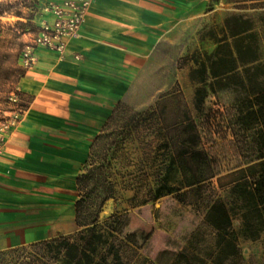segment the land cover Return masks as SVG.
I'll return each mask as SVG.
<instances>
[{
    "label": "rangeland",
    "instance_id": "374dc122",
    "mask_svg": "<svg viewBox=\"0 0 264 264\" xmlns=\"http://www.w3.org/2000/svg\"><path fill=\"white\" fill-rule=\"evenodd\" d=\"M52 1L62 4L64 0H0L20 3L13 14L0 17V138L5 140L29 100L20 97L29 95L18 89L19 70L26 69L27 52L42 22L52 19L47 10ZM205 7H190V20L173 22L169 39L158 51L161 58L155 92L122 104L90 152L95 156L102 151L108 157L109 174L117 191L103 208L99 226L106 228L116 215L136 213L156 227L154 254L171 243L186 249V254L172 264H187V255L195 261L193 256L201 258L200 251L210 246L212 231L204 218L221 197L237 230L241 264H264V232L256 239L245 235L242 211L231 203L230 182H219L253 159L241 155L242 145L230 129V120L236 115L233 106L264 93V0H211ZM18 10L25 18L15 15ZM18 21L27 25L16 26ZM207 116L214 117L212 133L205 126ZM192 121L202 136L194 146L207 149L220 175L186 198L190 203L181 202L176 194L148 199L145 194L150 186H157V166L170 162L171 151L191 144ZM181 124L189 128L183 132ZM203 161V155L197 153L194 162L201 172ZM199 229L203 235L195 236ZM80 230L75 226L72 234L64 236L75 239ZM127 246L123 247L125 264H154L151 256ZM45 255L40 247H17L0 252V264H64Z\"/></svg>",
    "mask_w": 264,
    "mask_h": 264
},
{
    "label": "crops",
    "instance_id": "0c3cea01",
    "mask_svg": "<svg viewBox=\"0 0 264 264\" xmlns=\"http://www.w3.org/2000/svg\"><path fill=\"white\" fill-rule=\"evenodd\" d=\"M210 2L93 0L65 48H29L18 87L29 100L0 153V252L74 232L97 137L120 104L151 96L173 22Z\"/></svg>",
    "mask_w": 264,
    "mask_h": 264
},
{
    "label": "trees",
    "instance_id": "16d2710c",
    "mask_svg": "<svg viewBox=\"0 0 264 264\" xmlns=\"http://www.w3.org/2000/svg\"><path fill=\"white\" fill-rule=\"evenodd\" d=\"M19 7L20 3H0V17L13 14L14 9ZM15 15L25 18L21 10L15 12ZM28 19L31 22V18ZM26 25L27 23L22 21L16 23V26L20 27ZM19 71L22 78L26 69L21 68ZM232 109L236 111V115L230 120V129L242 145L241 155L246 159H253L246 167H240L219 178V182L222 184L223 181L229 180L231 203L242 211L243 231L247 237L256 239L264 232V93L254 99L242 101ZM189 126L191 144L182 143L187 147L171 151L172 160L164 161L157 166L159 172L156 179L157 186H150L145 194L148 199L155 201L169 194H176L181 202L190 203L186 198L191 194L196 195L202 189L204 182L220 175L216 173L207 149L203 147L202 150H198L194 146L197 141L202 140L198 126L194 121L190 122ZM205 126L212 133L214 117L207 116ZM180 127L184 128L183 132L189 128L183 124ZM100 138L101 134L91 151ZM197 153L203 155L205 160L202 162V172L194 162ZM107 158L102 151L95 156L89 155L78 176L76 224L81 230L77 237L71 239L60 236L32 245L40 247L46 257L63 261L64 264H125L123 250L125 245L151 256L155 261L154 264H172L182 258L186 254V249L174 247L171 243L154 254L152 243L158 234L156 227L136 213L116 215L107 222L106 228L99 226L103 208L117 192L115 182L109 174L110 162ZM173 173L181 174V177L172 176ZM204 224L212 231L210 246L207 247V252L200 251L201 258L197 255L193 258L198 259L200 264H241L242 255L237 230L233 225L231 210L224 199L220 197L212 203L205 215ZM201 231L202 229H199L195 236H202ZM188 257L189 255L186 259L187 264H196V260L193 261Z\"/></svg>",
    "mask_w": 264,
    "mask_h": 264
},
{
    "label": "built area",
    "instance_id": "2783aa9c",
    "mask_svg": "<svg viewBox=\"0 0 264 264\" xmlns=\"http://www.w3.org/2000/svg\"><path fill=\"white\" fill-rule=\"evenodd\" d=\"M93 0H64L62 4L52 1L47 10L52 13V19L44 20L40 29L34 35L30 49L43 46L61 50L65 48L68 40L79 35L85 24L89 6ZM33 61V56H29ZM5 143L0 138V153Z\"/></svg>",
    "mask_w": 264,
    "mask_h": 264
}]
</instances>
